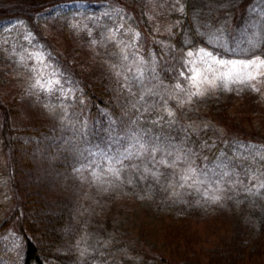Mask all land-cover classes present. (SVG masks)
Masks as SVG:
<instances>
[{
	"label": "trees",
	"instance_id": "obj_1",
	"mask_svg": "<svg viewBox=\"0 0 264 264\" xmlns=\"http://www.w3.org/2000/svg\"><path fill=\"white\" fill-rule=\"evenodd\" d=\"M61 1L6 0L0 7V22H25L48 56L50 47L57 51L52 50L55 54L52 59L61 70L58 83L48 86L42 87L39 83L25 87L12 84L14 89L0 86V263L252 264L253 253L263 241L262 232L253 226L261 227L264 222L259 224L246 215L241 200L239 210L228 211L233 226L229 235L200 253L188 252V256L183 253L172 258L162 251L166 247L164 240L148 241L143 231L135 230L138 225L128 213L140 209L147 218L152 217L162 225L168 222L171 227L199 219L194 208L174 202L163 192L128 193L117 210L112 209L114 197H108L104 201V209L108 211L102 218L99 212L92 222L80 218L78 210L85 205L92 190L87 167L97 168L96 165L105 161L106 148L135 145L138 133L159 136L162 142H167L188 127L176 116L168 112L163 115L160 108H152L146 95L109 67L101 48L98 50L89 42L86 32L71 29L73 24L60 22L66 34L64 40L71 45L70 56L52 43L49 34L41 37L35 27L36 20L48 4ZM84 1L103 7L124 4L125 11L126 6L132 7L139 27L145 26L147 37L141 35V28L134 22L137 41L144 44L145 51L149 50L148 55L155 56L157 68L160 64L159 69L166 70L170 83L186 80L185 56L204 43L202 37L190 31L199 3L182 0V10L165 13L166 20L158 18L168 24L161 32L154 27L158 20H153L154 15L148 13L154 10L151 2L157 4L158 0ZM202 8L209 9V5L203 1ZM246 12L237 14L238 27L242 28ZM94 13L93 17L84 13L75 15L72 20L80 29H85L99 22L100 14ZM96 28L91 32L97 33ZM185 32L192 33L188 43L184 41ZM82 46L86 50L80 49ZM76 55L89 62L86 76L80 73L83 69L77 65ZM16 116L21 120L15 121ZM205 126L199 136L190 133L189 139L196 140L195 146L203 157L231 161L237 169L238 198H250L251 207L263 211L264 194L241 186L246 153L233 149L240 144L264 148V136L243 131L229 133L216 122ZM258 179V183H264V169ZM132 199L138 204L131 206ZM12 229L20 244L16 253L5 240L6 232ZM90 229H95L98 238L92 252L82 246L83 237Z\"/></svg>",
	"mask_w": 264,
	"mask_h": 264
},
{
	"label": "rangeland",
	"instance_id": "obj_2",
	"mask_svg": "<svg viewBox=\"0 0 264 264\" xmlns=\"http://www.w3.org/2000/svg\"><path fill=\"white\" fill-rule=\"evenodd\" d=\"M5 1L0 0V7L4 6ZM194 1L199 6L190 31L202 37L204 43L189 50L185 56L187 76L193 67L190 62L196 60L199 63L198 54L201 50L212 54L209 61L212 58L225 61H249L257 57L264 59V0ZM203 1L209 5L210 10L202 8ZM151 3L154 4V10L148 13L150 16L154 15L151 17L153 20H158L154 27L161 32L168 24L159 19L166 20L165 13L182 10L184 6L182 0H158L157 4ZM122 8L124 4H106L103 7L84 0H62L61 3L48 4L36 20L35 27L41 37L49 34L52 43L68 55L72 53L71 45L64 40L66 34L61 29L60 22L73 24L71 29L75 31L79 29L86 32L90 36L89 42L98 50L101 48L109 67L125 78L127 83L134 84L142 95H146L151 100L149 105L152 108H160L163 115L168 112L172 117L176 116L188 128L182 129L179 136L175 134L176 137H171L167 142H162L159 136L153 138L150 134L138 133L135 145L106 148L105 161L96 165L97 168L90 167L91 165L87 167L92 190L88 192L85 205H82L78 213L81 211L80 218H87L92 222L98 212L99 218H102L108 211V208L104 209V201L108 197H114L112 209L117 210L121 203L124 204L122 200L128 193L163 192L174 202L194 208L199 213V219L187 224L175 223L171 227L168 222L158 224V221H154L152 217L147 218L138 209L128 212L138 225L135 230L143 231V236L148 241L164 240L166 247L162 251L171 258L183 253L188 256V252L197 254L213 247L220 238L230 234L233 226L228 211L239 210L237 207L240 200L246 207V215L255 218L259 224L264 222V210H254L251 207L253 200L246 196L238 198L237 169L234 164L222 157H218L219 160L203 157L195 146L196 140L189 139L190 133L199 136V131L204 130L205 125L208 126L210 122H216L229 133L243 131L248 135L254 133L264 136V67L259 70L261 75L247 84H231L228 88L220 86L219 81L215 88L205 84L203 87L207 90L204 94L192 96L189 100V94L195 91L192 82L189 79L183 83H170L167 80L166 70L162 69L163 73L160 64V69L157 68L155 56L151 53L148 55L149 50L145 51L144 44L137 41V34L134 33V22L139 27L135 20L136 13L132 11V7L126 6L127 11ZM94 12L100 14V20L88 28L80 29L72 20L73 16H81L82 13L93 17ZM245 12L242 28L238 27L235 18L237 14ZM190 17L192 18L191 15ZM94 26L97 27V33L91 32ZM70 27L71 25L69 29ZM139 28L141 35L147 38L145 26ZM192 33L185 32L186 43L190 42ZM49 49L51 55L48 56L25 22H0V86L14 89L12 84L25 87L39 83L48 86L57 82L61 70L52 59L57 51L52 47ZM80 49L86 50L83 46ZM189 53L193 55L189 56ZM76 60L79 69H83H80V73L86 76L89 62L80 55H76ZM211 78L209 74V79ZM252 85L259 91H254ZM14 120L21 119L16 116ZM234 150L245 152L247 156L241 186L264 194V187L261 186L264 183L257 182L264 169V148L240 144ZM160 161L166 163H159ZM146 168L150 171L146 172ZM109 169L118 170L119 177ZM185 176L187 180L182 179ZM56 182L59 183L58 180ZM135 204L138 202L132 199L131 206ZM253 228L262 232L263 241L255 249L251 261L252 264H264V225ZM5 237L10 243L9 247L16 253L20 244L13 229L7 231ZM83 238V248L90 252L95 250L98 241L95 229H90ZM196 258L197 255L194 261Z\"/></svg>",
	"mask_w": 264,
	"mask_h": 264
},
{
	"label": "snow or ice",
	"instance_id": "obj_3",
	"mask_svg": "<svg viewBox=\"0 0 264 264\" xmlns=\"http://www.w3.org/2000/svg\"><path fill=\"white\" fill-rule=\"evenodd\" d=\"M192 55V53H189V56ZM211 56V53L201 50V53L198 54L199 63H197L196 60L190 62L193 64V67L190 70V75L187 76L186 79L192 82L195 91L189 94V100L192 96L203 95L207 90L203 87L205 84L212 88L217 87L218 81L220 82V86L224 88H228L231 84H247V82L257 79V76L261 75L259 70L264 67V59H260L259 57L249 61H225L217 58H212L209 61ZM209 74H211V79H209ZM55 83H58V81ZM41 86L43 87V85ZM177 87L179 88V85H177ZM252 88L254 91H259L255 85H252ZM181 91H184V89H181ZM159 163H166V161H160ZM109 171L112 172L113 175L119 177L118 170L109 169ZM145 171L147 172L150 170L146 168ZM189 171L194 170L189 169ZM153 175H157V173H153ZM97 179H99V177H97ZM182 179L187 180V177H182ZM261 186L264 187V185ZM215 199H218V197Z\"/></svg>",
	"mask_w": 264,
	"mask_h": 264
}]
</instances>
